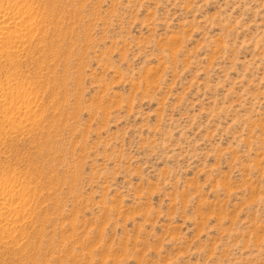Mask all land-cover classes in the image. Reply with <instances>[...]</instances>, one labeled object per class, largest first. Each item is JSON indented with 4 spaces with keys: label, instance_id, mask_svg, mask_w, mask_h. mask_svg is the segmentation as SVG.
I'll return each instance as SVG.
<instances>
[{
    "label": "rangeland",
    "instance_id": "374dc122",
    "mask_svg": "<svg viewBox=\"0 0 264 264\" xmlns=\"http://www.w3.org/2000/svg\"><path fill=\"white\" fill-rule=\"evenodd\" d=\"M23 1L0 86L31 111L0 185L26 207L0 264H264V36L239 47L258 29L225 27L226 0Z\"/></svg>",
    "mask_w": 264,
    "mask_h": 264
},
{
    "label": "bare ground",
    "instance_id": "6f19581e",
    "mask_svg": "<svg viewBox=\"0 0 264 264\" xmlns=\"http://www.w3.org/2000/svg\"><path fill=\"white\" fill-rule=\"evenodd\" d=\"M32 15L23 0H9L6 5H0V57L17 56L28 43V35L36 24ZM13 81L0 86V135L10 126L20 130L24 117L31 111L29 95ZM24 196L22 190L0 185V243L9 244L12 235L22 228L19 221L25 213Z\"/></svg>",
    "mask_w": 264,
    "mask_h": 264
},
{
    "label": "clouds",
    "instance_id": "9594fccd",
    "mask_svg": "<svg viewBox=\"0 0 264 264\" xmlns=\"http://www.w3.org/2000/svg\"><path fill=\"white\" fill-rule=\"evenodd\" d=\"M171 3V0H169ZM209 0H205V3H208ZM176 6L182 7L180 4V0H176ZM241 9V7L232 6L230 4V0H226L225 5L222 7L221 12L223 13L222 17L220 18V22L224 24L225 27H230L231 30L236 31H247L251 27L255 26L258 31L254 35V37L249 40L245 39L242 41L239 45L241 49L246 48L248 46H254L257 47L258 43V37L264 36V9H251V6L244 7L243 11L241 12V15L239 17L236 16V12ZM251 11L254 15V20L252 24H244V21L247 18V14ZM155 20H157V23H159V17H154ZM175 17L172 18L174 20ZM172 20H168L167 22L169 25L172 23ZM259 21V22H257ZM187 22V21H186ZM153 57L149 56L147 59L150 60ZM136 73H132V76L134 77Z\"/></svg>",
    "mask_w": 264,
    "mask_h": 264
}]
</instances>
